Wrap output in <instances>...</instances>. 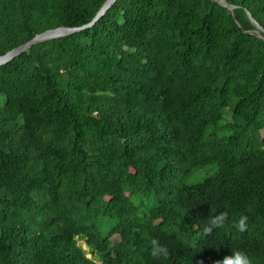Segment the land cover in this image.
<instances>
[{"label": "trees", "instance_id": "1", "mask_svg": "<svg viewBox=\"0 0 264 264\" xmlns=\"http://www.w3.org/2000/svg\"><path fill=\"white\" fill-rule=\"evenodd\" d=\"M224 1L117 0L0 66V264H264V0ZM104 2L0 0V56Z\"/></svg>", "mask_w": 264, "mask_h": 264}, {"label": "water", "instance_id": "2", "mask_svg": "<svg viewBox=\"0 0 264 264\" xmlns=\"http://www.w3.org/2000/svg\"><path fill=\"white\" fill-rule=\"evenodd\" d=\"M117 0H105V2L103 3V5L100 7V9L97 11L96 15L94 16V18L92 19L91 22H89L88 24L82 26V27H78V28H68V27H58L55 29H51V30H47L44 31L36 36H34L30 41H28L27 43H24L8 52H6L4 55L0 56V66L2 65H6L9 62H11L14 58H16L17 56H19L22 53H26L30 50L31 47L46 42V41H50L53 39H58L61 37H66L69 35H72L82 29L85 28H89L92 25H94V23L100 18L102 17L106 11L108 9H110V7L116 2ZM217 2H219L222 6L227 7L231 12L233 11V9L235 8V6L229 5L226 3V1L224 0H216ZM250 17V15H249ZM250 20L252 22V24L254 25V27H256V29L258 31L256 32H263V38H264V30L258 25V23H256V25L253 23V19L250 17Z\"/></svg>", "mask_w": 264, "mask_h": 264}, {"label": "clouds", "instance_id": "3", "mask_svg": "<svg viewBox=\"0 0 264 264\" xmlns=\"http://www.w3.org/2000/svg\"><path fill=\"white\" fill-rule=\"evenodd\" d=\"M224 215L225 214H221L219 217L212 219L211 225L216 226L222 223ZM247 220H248L247 216L241 215L238 221L235 222V227L240 232H244L247 228ZM152 243L154 245L152 249L153 256L167 257L168 251L165 247L160 246L155 240ZM217 264H253V261L248 253L241 250H236L232 252L230 255H226L225 257H223L220 261L217 262Z\"/></svg>", "mask_w": 264, "mask_h": 264}, {"label": "rangeland", "instance_id": "4", "mask_svg": "<svg viewBox=\"0 0 264 264\" xmlns=\"http://www.w3.org/2000/svg\"><path fill=\"white\" fill-rule=\"evenodd\" d=\"M251 17V15H250ZM252 18V17H251ZM253 23L256 25L255 21ZM1 101V98H0ZM226 118L229 120V115L226 112ZM216 166H204V167H199L193 170V172L184 178V183L191 185V184H196L200 182L204 177L213 175L216 172ZM78 244L81 246L83 250L86 252L87 257H91V254L88 251V248L86 247L85 243L83 240H78Z\"/></svg>", "mask_w": 264, "mask_h": 264}]
</instances>
